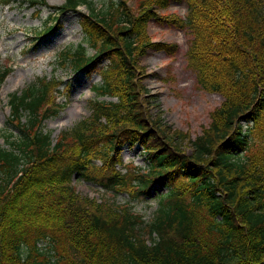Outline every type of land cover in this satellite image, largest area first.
<instances>
[{"label":"trees","instance_id":"16d2710c","mask_svg":"<svg viewBox=\"0 0 264 264\" xmlns=\"http://www.w3.org/2000/svg\"><path fill=\"white\" fill-rule=\"evenodd\" d=\"M185 2L186 20H169L193 34L187 59L201 88L223 97L210 128L195 140L149 113L138 62L151 46L149 22L168 21L159 11ZM79 6L88 10L80 21L99 51L87 57L80 45L64 61L84 73L111 61L93 89L97 99L117 101H92L89 119L52 146L43 127L56 115L48 106L51 85L39 82L12 95V117L25 114L27 122L16 127L15 148L0 147V264H49L38 246L44 240L59 248L65 264H264V149L247 159L242 153L249 123L264 127V0H141L136 14L119 0L102 8L66 0L60 12ZM125 143L144 147L149 170L117 172ZM95 155L102 160L99 172L87 170ZM22 162L28 166L21 170ZM76 173L137 197L176 187L159 195V216L143 233L139 218L125 210L81 198L70 184Z\"/></svg>","mask_w":264,"mask_h":264},{"label":"rangeland","instance_id":"374dc122","mask_svg":"<svg viewBox=\"0 0 264 264\" xmlns=\"http://www.w3.org/2000/svg\"><path fill=\"white\" fill-rule=\"evenodd\" d=\"M53 7H60L65 0H47ZM103 3L106 0H92ZM131 10L136 14L141 0H125ZM75 12H79L75 13ZM59 15H50L47 9L41 7L28 8L24 5L13 4L8 7L0 5V75L9 69V75L0 80V145L6 146L5 138L10 134L7 119L10 115L8 100L11 94L21 92L23 89L42 83L44 78L56 77L65 81L66 85L58 87L56 102L63 103L58 116L45 122V130L52 133L57 140L59 135L74 128L81 121L90 116L89 103L95 98L91 88L101 82V70L98 67L86 76L74 73L69 67H60L59 54L68 48L75 47L83 42V33L78 22L79 16L86 13L84 7L78 11ZM163 18L176 16L182 20L187 16V6L171 4L160 12ZM56 18L59 20L56 22ZM53 21L64 26L57 34L38 36L47 27V21ZM45 35V34H44ZM147 36L153 44H163L169 51L162 47L148 48L138 58L140 67L144 68L143 83L148 90L150 114L154 117L161 116L164 125H168L174 132L188 133L192 140L202 134L204 128L211 123V114L217 109L223 99L221 96L203 91L197 85L196 75L187 67L186 52L192 35L189 30L174 26L170 21L151 22L147 28ZM174 54L176 55H173ZM89 55L96 52L88 50ZM103 64H107V61ZM70 89H68L69 86ZM143 99L146 95L142 96ZM250 147L245 156L252 155L261 146L260 129L251 130ZM188 141V140H187ZM182 143L185 152H190L188 142ZM141 149H125L124 160L127 164L134 161V165H143L144 157L139 156ZM143 157V158H142ZM142 158V159H141ZM72 185L82 198L107 201L109 204L120 208L128 204L132 211L141 215L144 222H149L158 208V198L153 195L147 199H132L127 195H118L105 192L98 186L80 179L73 178ZM160 192L167 193L166 189ZM143 233H146L145 231ZM55 252L48 253L49 264H65L57 260ZM45 258L40 257L42 261Z\"/></svg>","mask_w":264,"mask_h":264}]
</instances>
